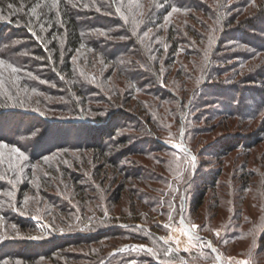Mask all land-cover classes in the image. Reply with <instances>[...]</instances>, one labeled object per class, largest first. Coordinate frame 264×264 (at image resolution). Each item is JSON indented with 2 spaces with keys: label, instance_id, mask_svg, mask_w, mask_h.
Returning a JSON list of instances; mask_svg holds the SVG:
<instances>
[{
  "label": "trees",
  "instance_id": "trees-1",
  "mask_svg": "<svg viewBox=\"0 0 264 264\" xmlns=\"http://www.w3.org/2000/svg\"><path fill=\"white\" fill-rule=\"evenodd\" d=\"M192 11L209 18L208 22L200 21L202 32L189 22L194 19ZM234 46L245 48L236 53L230 50ZM260 53H264V0H0V145H7L0 147V191L13 192L15 184L19 188L16 197L8 192L0 195L4 220H16L15 200L30 203L28 190L38 207L45 205V217L64 215L67 219L103 214L93 205L101 202L99 187L117 183L119 190L111 196L118 202L128 187L147 189L149 183L168 182L172 178L167 174L168 162L156 158L158 164L150 167L154 174L147 166H129L132 157L151 158L161 149L187 160L166 144L155 149L156 140L162 139L167 129L165 116L152 107L172 97L171 93L192 111L214 107L211 115L216 118H258L264 115V89L243 83L264 84V57ZM252 61L259 64L254 66ZM245 63L249 70L240 76ZM8 65L18 71L13 72ZM107 65L125 81L117 77L101 81L98 76L102 71L110 75ZM166 66L168 70H163ZM51 83L57 85V91ZM37 93H46L48 101ZM60 97L65 101L53 105L51 101ZM43 101L48 110L59 114L41 112L38 107L46 106ZM262 124L261 137L256 133L252 141L246 134L219 138L207 154L223 159L237 149L256 147L264 141V120ZM131 130H140L142 136L135 139ZM192 132L186 126L184 141L190 150ZM13 148L27 159L21 160ZM61 152L69 156L72 166L65 165L70 163ZM200 157L201 153L198 162ZM33 163L38 165L33 167ZM89 163H97L91 174L75 178L74 169L89 171ZM223 171L224 167L211 169L209 176L203 175L201 188L219 192ZM249 171L244 167L240 173L246 187L251 186ZM65 178L74 198L66 197L59 186ZM190 183L191 176L181 173L173 185L182 188L183 184L186 190ZM140 192L138 189V197L133 193L127 198L133 213L140 208L138 203L145 202L143 205L152 211L161 203L160 198ZM202 198L203 194L195 202L191 199L190 206L199 205ZM74 199L82 203L80 211ZM89 205L94 209L89 210ZM185 218L191 223L189 216ZM121 227L111 224L88 237L98 241ZM48 242L54 245L57 241ZM32 247L28 241L24 245L7 241L0 246V263L18 254L35 258L38 254L29 252ZM51 252L53 249L47 255Z\"/></svg>",
  "mask_w": 264,
  "mask_h": 264
},
{
  "label": "rangeland",
  "instance_id": "rangeland-1",
  "mask_svg": "<svg viewBox=\"0 0 264 264\" xmlns=\"http://www.w3.org/2000/svg\"><path fill=\"white\" fill-rule=\"evenodd\" d=\"M190 14L194 16L193 20H189L192 27H195L198 32H202L203 28L199 23L209 20L208 16L202 15L198 11H192ZM185 32L189 31L185 29ZM191 38L196 41L192 35ZM242 48L245 47L234 46L230 50L237 53ZM260 54L264 57V53ZM253 64L256 66L259 63L254 62ZM106 68L109 70V65ZM168 68L167 66L163 67V70H168ZM247 70H249V65L245 63L241 68L240 76ZM107 71H105L106 74ZM109 71L108 77L105 76L104 71L101 73L103 77L99 74L98 77L101 78V81L110 82L116 77L125 81L113 69ZM40 82L43 83V81ZM243 84L264 89V84L248 82ZM51 86H53V91L58 90L57 85L51 83ZM61 92H63L62 87L60 94ZM45 94L37 93L35 95L47 98L48 101V96ZM169 95L172 97H168L163 103H158L160 100L155 99L154 102L158 103V106L152 107L153 110L155 109L154 111H159L160 115L165 116L163 120L167 129L163 133L162 139L156 140L155 149L159 150L158 144L167 145L166 147L169 149L173 147L186 155L187 160L177 154L170 153L169 150L161 149V151H156L151 158L132 157L129 166L133 168L147 166L149 167L147 169L154 174L155 171L150 167H154V162L158 158L160 162H168L169 172L167 174L172 178L168 182L149 183L147 189L137 188L138 185H135L136 189L134 186V189L128 187L129 190L125 189L122 192V199L118 202L113 201L114 197L111 196L119 190L117 183L99 187L101 202H95L93 205L98 206L103 214H99L101 215L99 216L93 213L87 217L77 215L67 219L64 215L45 217V205L38 207L39 202L36 197H30L28 190L26 195L31 199L30 203L20 204L15 200L16 204H13L14 213H18L15 217L16 220L5 221L2 213L4 207L0 208V246L10 240L14 243L20 242V245H24V242L28 241V244L30 242L34 246L29 252L34 255L38 254V256L27 258L23 254H18V256L9 258L0 264H244V262L246 264H264V141L250 150L237 149L223 159L207 154L210 145L219 138L246 134L252 141L253 134L256 133L257 137H261L264 115L245 121L223 118L219 115L216 118V115H211L213 114L211 111L214 110L212 106L192 111L188 104L176 100L171 93ZM149 98L148 96L142 97L144 100ZM62 101L65 100L60 97V99H54L51 102L55 105L59 102L61 104ZM45 104L46 106L42 104L40 108L38 107L41 112L50 116L59 114L54 109L48 110L46 108L48 104L46 102ZM186 126L188 130H193L189 134L193 151L187 148L184 141ZM130 132L135 136V139L142 136L140 130H131ZM200 153L201 157L198 162L197 156ZM60 154L64 155L65 160L70 163L65 165L72 166L68 160L69 156L62 152ZM253 155L257 159L256 162ZM193 157L196 158V161L193 160ZM259 158H262L263 161L258 162ZM53 160L57 161L56 158ZM89 164L90 167L87 169L89 171L80 172L74 169L75 178H83L86 174H91L93 166H96L97 163ZM156 164L158 163L156 162ZM37 165L38 163H33V167ZM223 167L224 171L220 176L223 186L219 188V192L216 193V190L209 187L201 188L203 175L209 176L208 173L211 169L220 170ZM244 167L246 170H251L246 172L250 178L251 186L249 187H246L245 178L240 175ZM84 173L86 174L83 176ZM151 173L146 172L145 174ZM181 173L191 176V183L186 190L183 189V184L182 188L173 185V182L179 180ZM195 175L197 180L193 179ZM22 180L25 182L28 179ZM67 182L68 178H65L60 182L62 185L59 186L64 190L63 194L65 193L66 197L74 198V194L71 192L73 189L72 187L71 190L68 189ZM15 188L13 192L0 191L1 197L7 192L16 197L19 190L16 184ZM138 189H141L140 193L143 195L146 193L148 196L160 198L161 203L154 207L153 211L143 205L146 204L145 202L138 203L141 209L139 208L140 210L137 209L133 213L127 203V198H131L133 193L138 197ZM48 191L53 192L49 189ZM57 194L59 197L61 196L60 192ZM202 194V202L199 205L192 203L190 206V200L195 202ZM108 197H111L112 202L107 200ZM61 198L63 197L61 196ZM78 202L75 199L73 201L80 211L82 203ZM17 207L19 210L16 209ZM88 208L89 210L94 209L92 205L91 207L89 205ZM186 216L190 217L191 223L186 220ZM182 218L190 225L193 233L188 228V230L186 229ZM118 223L122 227L114 230V233L109 237L104 235L103 238H99L100 240L97 239L98 241L88 237L89 235L92 237L99 230H105L111 224L118 225ZM193 224L199 227L193 228ZM152 225L155 226L154 230L151 229ZM98 227L102 229H96ZM54 238L57 242L54 245H48V241ZM51 248L53 252L47 255L52 250ZM46 249L48 252L44 251ZM8 251H12V249ZM25 255H27V251Z\"/></svg>",
  "mask_w": 264,
  "mask_h": 264
},
{
  "label": "snow or ice",
  "instance_id": "snow-or-ice-1",
  "mask_svg": "<svg viewBox=\"0 0 264 264\" xmlns=\"http://www.w3.org/2000/svg\"><path fill=\"white\" fill-rule=\"evenodd\" d=\"M58 2H59V0H57V3H58ZM9 7H11V5H9ZM38 7H39V5H38ZM32 11L35 12L36 9L33 8ZM116 11L119 12V11H120V8L118 7V8L116 9ZM173 11H179V9L173 8ZM125 19H127V17H125ZM0 63H3V61H0ZM8 67H10V68L12 69L13 72L18 71V69H16L15 67H12V65H8ZM0 147H7V145H6V144H3V145H0ZM12 151H13V152H18V153H19V157H20L21 160H26V159H27V157L24 155V153L21 152L18 148H13ZM193 160H194V158H193ZM10 182H11V181H10ZM192 227H193V228H198L199 226L193 224ZM189 240H191V237H189ZM185 251H187V249H185ZM244 264H246V262H244Z\"/></svg>",
  "mask_w": 264,
  "mask_h": 264
},
{
  "label": "water",
  "instance_id": "water-1",
  "mask_svg": "<svg viewBox=\"0 0 264 264\" xmlns=\"http://www.w3.org/2000/svg\"><path fill=\"white\" fill-rule=\"evenodd\" d=\"M194 158V161H196V158L195 157H193ZM182 221H183V223H184V225L186 226V228H188V229H190V232H192L193 233V230H192V228L190 227V225L182 218ZM188 226V227H187Z\"/></svg>",
  "mask_w": 264,
  "mask_h": 264
},
{
  "label": "bare ground",
  "instance_id": "bare-ground-1",
  "mask_svg": "<svg viewBox=\"0 0 264 264\" xmlns=\"http://www.w3.org/2000/svg\"><path fill=\"white\" fill-rule=\"evenodd\" d=\"M187 229V228H186ZM188 230V229H187ZM190 230V229H189Z\"/></svg>",
  "mask_w": 264,
  "mask_h": 264
}]
</instances>
